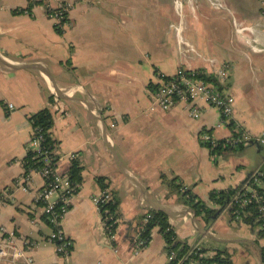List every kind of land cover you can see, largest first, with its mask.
I'll use <instances>...</instances> for the list:
<instances>
[{
  "label": "crops",
  "instance_id": "crops-1",
  "mask_svg": "<svg viewBox=\"0 0 264 264\" xmlns=\"http://www.w3.org/2000/svg\"><path fill=\"white\" fill-rule=\"evenodd\" d=\"M47 1L0 0V197L7 199L0 240L7 233L27 239L36 264H166L157 228L134 253L136 230L153 210L166 215L182 243L208 254L227 251L233 264H263L259 228L231 221L224 211L206 224L161 177H177L208 202L211 191L234 189L264 171V145L251 142L214 157L202 145L204 134L264 136V0H69V26L61 33L46 15ZM179 67L211 76L209 84L233 97L226 123L202 101L197 118L181 104L151 108L147 87L154 74L172 75ZM224 67L221 83L214 71ZM42 109L52 115L59 172L72 160L82 168L60 222L72 242L66 258L47 241L51 230L34 202L43 178L33 173L28 192L13 185L24 172L29 118ZM100 177L117 200L113 244L92 202Z\"/></svg>",
  "mask_w": 264,
  "mask_h": 264
},
{
  "label": "built area",
  "instance_id": "built-area-1",
  "mask_svg": "<svg viewBox=\"0 0 264 264\" xmlns=\"http://www.w3.org/2000/svg\"><path fill=\"white\" fill-rule=\"evenodd\" d=\"M68 1L69 0H50L49 3L51 4L46 7L47 17L53 21L54 27L60 30H64L69 26ZM74 1L76 3H90L92 0ZM200 73L203 72L190 71L183 67H179L172 75L156 72L147 87L148 94L152 96L151 108L156 107L168 111L181 104L192 117L197 118L201 113L198 101H202L206 106L215 109L223 120V123H226L231 118L233 112V97L222 93L218 88H214L211 84L199 78L198 75ZM214 74L218 80L223 83L227 80L228 69L226 67L219 68L214 71ZM7 108L8 110H12L13 105L8 104ZM110 127H115V124L111 123ZM41 139L42 136L40 134L35 139L30 138L27 149L31 148L39 151L38 147ZM203 141L210 143L209 150L216 147L219 143L218 139L213 138L209 134L203 135ZM251 142L264 145V136L253 137L246 132H242L236 137L226 138L225 141H222L221 146H244ZM53 154L55 155L54 152ZM74 157H76V155L71 154L68 156L70 160ZM58 159L59 158L54 161V165L51 166V168L45 167L40 171H31L29 173L23 172L22 175L14 181L13 185L15 188L28 192L31 187L33 173L39 174L43 178L44 187L35 193L34 202L41 207L43 215L46 217V222L51 230L47 237V241L54 245L56 254L62 258H66L69 253V248L72 246V242L64 236L60 222L64 214L70 209V201L74 196V189L76 186L71 184L68 176L59 172ZM44 164L48 165L49 160L45 159ZM48 177L51 178V181L46 183ZM109 197V192L105 190L92 198V202L99 213L100 205L106 202ZM253 198L257 199L254 191H252V199ZM6 200L5 196L0 197V207ZM57 206L58 208H56ZM259 212L261 213V221L264 223V206L259 207ZM147 213L148 212L144 214L145 217L141 220L133 239L134 253H138L146 246V242L141 236V231H139V229L140 226L147 221V217H149ZM100 219L103 234L108 241L113 244L112 242L115 235L110 230V226L106 223L105 219L101 218V213ZM53 227H55V230ZM29 244L30 242L27 239L14 233H7L0 240V261H9L19 264H36L32 256V246ZM173 258V253L167 255L166 264H169Z\"/></svg>",
  "mask_w": 264,
  "mask_h": 264
},
{
  "label": "trees",
  "instance_id": "trees-1",
  "mask_svg": "<svg viewBox=\"0 0 264 264\" xmlns=\"http://www.w3.org/2000/svg\"><path fill=\"white\" fill-rule=\"evenodd\" d=\"M23 10H18L16 13H22ZM56 32L61 33L62 30L55 27ZM199 78L206 82H212V77L200 73ZM32 135L31 139H35L39 134L42 139L39 142L38 150L28 148L22 161L23 170L25 173L31 171H40L42 168H48L54 165V161L58 158L53 154L55 141L51 136L53 125L52 115L48 109H42L29 118ZM232 128V123L228 124ZM239 134H233L231 137H236ZM225 139L219 140L216 147L210 150L212 156L217 154L234 151L243 148V145L222 147L221 143ZM206 148H210V143L202 142ZM49 160V164H44V160ZM81 166L77 160H72L69 170L65 173L68 176L72 185L76 186L74 194L79 190L82 182ZM255 173V174H254ZM162 181L166 184L170 193L178 196L180 203L192 209L197 217L209 224L214 216L220 211H224L231 221H240L245 224L259 228L257 231L258 237L264 239V223L261 221V213L259 207L264 206V171L257 170L251 173L243 184L234 189H225L219 191H211L208 196V202L202 201L192 191L190 187L185 186L177 177L167 178L162 176ZM104 178H97L101 186V191H105L107 184L104 183ZM51 178L46 179V183L50 182ZM252 191L256 193L257 199H252ZM109 199L100 205L101 218L105 219L110 226V230L115 234L117 228V200L109 193ZM258 200V201H257ZM245 202V203H242ZM58 208V206L56 207ZM147 221L140 226L141 236L144 238L146 245L151 238V232L157 228L162 235L165 243L166 255L174 254L173 260L169 264H233L231 256L227 251L216 250L212 254H208V250L203 247L192 246L180 242L171 225L168 222L166 215L161 211H148ZM145 217L143 215L142 219ZM46 222V217L43 215ZM141 219V220H142ZM47 223V222H46ZM55 230V227H53ZM72 246L69 248V253ZM68 253V254H69ZM261 258L264 264V246L261 250Z\"/></svg>",
  "mask_w": 264,
  "mask_h": 264
},
{
  "label": "water",
  "instance_id": "water-1",
  "mask_svg": "<svg viewBox=\"0 0 264 264\" xmlns=\"http://www.w3.org/2000/svg\"><path fill=\"white\" fill-rule=\"evenodd\" d=\"M256 143V142H255Z\"/></svg>",
  "mask_w": 264,
  "mask_h": 264
}]
</instances>
